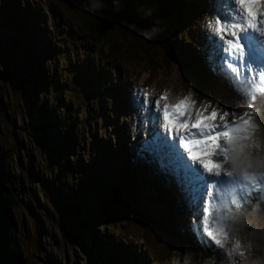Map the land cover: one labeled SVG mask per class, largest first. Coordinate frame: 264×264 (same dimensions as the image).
Instances as JSON below:
<instances>
[{"label": "rangeland", "instance_id": "rangeland-1", "mask_svg": "<svg viewBox=\"0 0 264 264\" xmlns=\"http://www.w3.org/2000/svg\"><path fill=\"white\" fill-rule=\"evenodd\" d=\"M22 2L24 4H20ZM167 4H170L169 0H159L156 3L151 0H137L133 8L140 7L143 22L151 26V32L155 33L159 24L151 20ZM92 17L93 10L86 8L79 0L0 1V97L7 99L2 105L7 114L8 110L12 109V114L7 118L13 122H6L4 126L0 124L1 130L3 129L0 132V143L5 141L10 146H16V152L11 154V161L4 160L3 164L7 167V172L14 175L12 181L15 185L21 183V186L19 183L15 188L19 201L9 206L16 228L15 245L21 264H231L226 256L228 251L232 250L231 247L235 246L237 239L243 254L233 257L232 262L264 264V212H250L230 224L227 221L226 224L230 226L226 228L229 236L225 247L221 249L209 242L213 248L207 251L210 256L199 258L197 248L190 246L197 240L192 224L194 204L190 193H185V189L175 182V171L164 176L167 170L161 168L159 178L155 170L159 168L147 167V163L140 162V156L132 151L137 159L134 160L132 171L135 172V178L131 184L130 179H124L122 172L127 161L122 162L119 157L116 164L110 165L112 162L107 152L110 147L101 143H108L109 138L115 145L121 144L126 149L134 148L132 145L136 136L143 132L147 135L151 126L157 125L154 101L160 99L164 93H167L166 101L169 104H175L186 96L195 101V104L187 109L192 119H195L198 110L202 111L211 101V106L204 115L210 114L212 108H217L218 117L213 121L215 124L223 123L219 115H223L224 110L236 113V117L229 116L228 120H238L241 109L248 110V100L233 94L230 86H226L218 78L215 89L218 96L209 92L204 94L205 97H201L196 80L187 66L173 61L171 64L161 63L156 67L155 63H159L157 58H143V46L148 43L146 39L133 35L125 36L126 32L122 31L118 23L113 25V36L122 43L117 54L111 53L107 42L92 39L82 26L84 21ZM204 28L203 21H196L186 30L179 29L175 33L173 29V32L169 33L160 29L159 34L173 38L177 33L186 31L183 34V37H186L187 31H194L190 40L193 60L206 76L198 57L205 46L207 58L213 63L210 52L217 54V49L212 41L205 44ZM181 40L179 38L178 42ZM31 59L33 62L30 67ZM33 63L44 67V72L47 73L45 82L48 85L64 84L62 101L54 103L53 99L48 98L56 91L55 88L44 89L37 86L41 81V73L38 74L35 84H28L24 80L19 85L18 76L28 74ZM4 69H8L7 75L3 74ZM116 72H119V77L115 75ZM110 79L125 80L129 83L127 88L120 87L122 93H118V98L124 103L130 102L133 96L130 88L133 89L141 83V92L146 89L148 97L153 99L151 110L154 111V116L143 114L140 124L136 116V110L140 106L136 103L117 111V126L114 130L111 128V122L105 124L104 120L110 117L104 115L102 106L108 99L113 101L112 96H105L106 84ZM237 84L238 87H234V90L247 92L238 82ZM32 90L36 94L37 102H34L31 108L25 102ZM41 101L45 103L42 104ZM234 108L236 110H232ZM56 118H59L58 122ZM68 118L74 122L70 131L67 129ZM51 119H55L54 124L50 123ZM30 126L39 128L32 133ZM57 131L60 137L56 136ZM44 132L48 148L38 143L43 142L41 136ZM239 135H242V132ZM256 138V143L264 144V132L260 131ZM80 140L84 142L83 160L79 162L82 169L76 168L79 172L73 174L70 169L67 174L70 173L71 176L65 175L63 171L69 166L64 164L62 154L68 152V143L79 145ZM234 146L236 148V145ZM240 153L236 150L238 168H248L249 164L252 167L264 166V157L248 159L241 157ZM70 157L73 159L72 154ZM98 158L103 164L96 166ZM227 166L231 167V164ZM94 167H100L102 173ZM110 167H115L113 174H118L116 178L125 180L128 185L131 205L128 209L121 206L103 214L98 211V206L105 200L103 191H106L105 187L100 185L101 175L108 169L112 170ZM59 170H62V175L58 174ZM31 173L32 181L29 180ZM35 177L39 180L36 181ZM168 180H171L172 184L170 182L167 185ZM28 183L33 188L36 183H42L45 190L40 187L35 191L39 206L25 210L22 202L24 198L29 197L26 193ZM57 185L62 193L60 198L56 192ZM21 187L23 189L18 191ZM109 188L114 189L112 182L108 183ZM114 191L121 193L122 189ZM126 196L118 194L119 198L124 199ZM253 201L258 204L256 196ZM177 203L180 205L178 208L175 207ZM205 204H200L201 208L197 211H201ZM102 205L108 208L106 201ZM253 207L254 205L251 209ZM42 210L44 212H40ZM133 210L134 212L130 213ZM197 217V226L203 231V216L198 214ZM98 226L103 229L108 227L109 240L105 238L104 252L94 244L88 245L87 239L91 238L90 229L98 232ZM79 231H85V238L81 237ZM104 231L106 232V229ZM69 233L72 236H69ZM81 241L84 242L82 248L78 245ZM96 242L102 241L98 239ZM190 247L192 250H187ZM166 250L169 252L168 256L165 254Z\"/></svg>", "mask_w": 264, "mask_h": 264}, {"label": "snow or ice", "instance_id": "snow-or-ice-1", "mask_svg": "<svg viewBox=\"0 0 264 264\" xmlns=\"http://www.w3.org/2000/svg\"><path fill=\"white\" fill-rule=\"evenodd\" d=\"M216 10V16L206 20L205 26L211 33L225 76L247 90L248 110L238 120H228L229 116L236 117V113L224 110L223 115H219L223 123L215 124L217 108L204 115L211 101L192 119L187 109L195 101L186 96L175 104L165 103L161 108L160 100L167 99L164 93L154 101L157 128L149 150L161 155L183 174L194 206L205 203V196L208 197L203 209L202 235L223 249L229 236L223 210L229 203L239 205V192L245 184L264 188V171L238 170L234 146L240 139H249L253 130L260 127L254 120L259 115L254 105L258 98L264 100V0H219ZM143 95V103H150L149 93L143 90ZM161 127L164 133H159ZM241 132L247 135L240 137ZM255 147L258 148L259 143ZM229 164L231 167L227 166ZM251 167L249 164L248 168ZM229 194L231 201L227 199ZM239 248L237 239L228 256Z\"/></svg>", "mask_w": 264, "mask_h": 264}, {"label": "trees", "instance_id": "trees-1", "mask_svg": "<svg viewBox=\"0 0 264 264\" xmlns=\"http://www.w3.org/2000/svg\"><path fill=\"white\" fill-rule=\"evenodd\" d=\"M2 1V0H0ZM6 1V0H4ZM82 5H84L86 8H91L93 10V17L84 21L82 23V26L85 28L86 32L90 35L92 39L95 40H100L103 42H107V47L110 50L111 53H118V49L120 48V44L122 43L121 41L116 40V37L114 38V24L118 23L120 25V28L122 29L123 32H126L127 37L136 36V37H141L144 40L148 42L143 46V58H147L148 60H151L152 58H157L159 63H155L156 67L162 63V65L166 64H171L173 61H177L181 63L182 65L187 66L191 70V75L194 76L196 80V85L198 89V94H202L201 97H205L204 94L213 92L215 93L216 96V80H212L208 77V75L204 76L203 72L201 69H199L197 66V63L194 62L193 60V49H192V43L190 40L194 36V31H187V36L183 37L184 33H177L175 37L173 38H166L164 36H161L159 34L160 29L167 30L169 33L173 32V29L175 30V33L179 29H184L186 30L187 27L192 25L195 22V18L198 16L200 12V6L194 5V0H169L170 4H167L165 8H163L161 11H159L157 14H155L151 20V22L159 24V29L157 32L153 33L151 32V26H149L147 23L145 24L142 20L141 17V9L139 8H133V4L137 0H79ZM152 3H156L159 0H151ZM6 21H8V18L6 17ZM185 25V26H184ZM139 31V32H138ZM142 35V36H140ZM130 35V36H129ZM150 35V36H147ZM179 38H181V42H178ZM150 51V52H149ZM200 58V57H198ZM32 59L29 60V64L31 67L32 64ZM199 62V60H198ZM19 72H21V69H19ZM9 73L8 69H4L3 74L7 75ZM41 73V81L39 85L44 89L50 87V88H55L56 91L48 98L53 99V102H58L63 100V95H62V88L63 86H60L59 83L58 85H55L52 83V85H48L45 82L47 73L44 72V67L42 66H37L36 64L33 63L32 68L29 70L28 74H22L21 76H18L17 80L19 82V85L23 83L24 80L27 81L28 84H35L36 79L38 74ZM104 76V73L102 74ZM116 76H120L119 72L115 73ZM55 80V78H54ZM105 81H107L106 78H104ZM63 82V81H62ZM46 83V84H45ZM47 85V87H46ZM123 86L122 80H115V79H110L109 83L106 84V94H108L109 97H118V93L121 91L120 87ZM17 92V91H14ZM21 99V97H20ZM26 100V95L24 94V101ZM41 100V99H40ZM22 101V99H21ZM7 102V99L1 98L0 97V124L1 126H4L6 122L13 124L12 121H8L7 116H10L12 114V109L8 110V113L4 110V107L2 103ZM37 102L36 99V94L31 91V95L28 96L27 101L25 102L27 106L33 107V103ZM113 102V101H112ZM107 100L106 103L103 104L102 109L103 113L106 116L111 115V111L113 110V103ZM42 104H44V101H41ZM69 105V104H68ZM105 106V107H104ZM70 108V105L68 106V109ZM116 107H114L115 109ZM47 115L49 114V111L46 113ZM67 115L70 117V114L67 110ZM114 118H106L104 120V123L108 124L109 122L112 123V120ZM254 120L260 125L258 127L259 129H264V117L261 116L260 114L257 117H254ZM59 121V118H56V122ZM69 125L67 126L68 131H70L71 127H73L74 122L72 121L71 118H68ZM61 122V121H60ZM50 123L54 124L55 119H51ZM22 127V125H21ZM39 128V127H38ZM35 126H30V130L32 133H35L36 129ZM3 130V129H2ZM0 127V132L2 131ZM61 133V132H60ZM46 133L41 136L42 140L46 137ZM256 134L253 133L252 136L245 140V139H240L236 141V147L238 149V152H241V157H246L248 159L254 158L257 159L256 157H259L261 154L264 153V144L260 143V147H255L257 138L254 137ZM62 135V133H61ZM247 135V133L242 132V135L240 137H244ZM57 137H60L59 131H57ZM108 140H111L108 138ZM36 141V140H35ZM44 142V144H43ZM42 141H38V143H41L44 145V147H47V143L45 139ZM82 143V144H81ZM104 145H106L105 142H101ZM113 141L111 140L110 142V148L113 147ZM72 143L67 144V149L68 152L66 151L65 154H62L64 156V164H66L69 167H66V170L63 171V174L71 176L70 173L67 174V171L72 169V174L79 172L78 170L82 169V167H79V162H82L83 160V146L84 142L80 140V144L76 145ZM73 145V146H72ZM78 148V149H77ZM66 149V150H67ZM115 150V148H113ZM97 150V149H96ZM16 152V146H10L8 145L5 141L0 143V160L2 163V169H3V183L5 186V195L8 201L9 206L11 204H15L16 202L19 201L18 197V192L15 191L16 186H19V183H15L12 181L14 178L13 174H10L7 172V167L3 164L4 160L8 159V162L11 161V154ZM129 152V151H128ZM73 155V159H71L70 154ZM60 155V153H58ZM40 155V154H39ZM125 156V155H124ZM44 161L46 160L43 157ZM106 159V158H105ZM96 166H99L101 164V159L96 160ZM103 162V161H102ZM13 163H15V160H13ZM111 165V164H110ZM78 170H77V169ZM111 169H108L107 172L104 173V175H101V186L102 188L105 187L106 191L104 192L105 195V200L103 202L108 203V208H106L102 203L98 206V211L101 213L109 212L110 209H119L121 206L129 208L131 205V198L129 195V189L128 185L125 184V180L121 181L116 178L118 174H113V170L115 167H110ZM96 171H99L102 173V170L100 167H94ZM131 167H128L126 165V168L124 167L123 173L125 175L124 179H130L131 178ZM134 173V172H133ZM50 174V173H49ZM59 175H62V170L58 171ZM29 180H33L32 173L30 174ZM35 180L38 181V177H35ZM59 180V178H58ZM57 180V181H58ZM60 181V180H59ZM112 182V185L114 189H108V183ZM129 183V181H127ZM131 182V180H130ZM132 184V183H131ZM21 186V183H20ZM119 186V187H118ZM43 188L42 183H36L35 188H33L30 183L27 184V195L29 196L28 198H24V201L22 202V207L27 210L29 208H32L34 206H39L37 203V198L35 197V191ZM122 189L121 193L118 191L114 190H119ZM23 187H21L18 191L22 190ZM127 189V190H126ZM45 190V189H44ZM56 192L58 194V197L60 198L62 196L60 186H56ZM118 194H124L128 198H119ZM26 195V196H27ZM34 198V199H33ZM82 198V197H81ZM63 206V205H61ZM112 206V207H111ZM32 210V209H31ZM104 210V211H103ZM44 212V210L40 211ZM131 211L130 213H133ZM149 222V220H148ZM104 226V224H103ZM106 229V232L104 231ZM104 229L100 226H98V232H93V229H90L89 235L92 238H88V245L94 244L96 247L102 248V251L106 250L104 241L105 238H108V227ZM88 235V231L86 232ZM79 234L81 235L82 238H85V231H79ZM72 236V234L69 233V236ZM103 238H102V237ZM81 238V239H82ZM101 240L102 242H96L97 240ZM11 240H12V248L14 251L19 255L18 253V248L15 245L16 240H17V235H16V228L12 226L11 229ZM93 241V243H91ZM118 241V240H115ZM84 242H79L78 245L82 248L84 245ZM91 251V249H90ZM95 251H97L95 249ZM168 250L166 251L165 254H167ZM99 253H101L99 251ZM165 256V255H164ZM97 257H99V254H97Z\"/></svg>", "mask_w": 264, "mask_h": 264}, {"label": "water", "instance_id": "water-1", "mask_svg": "<svg viewBox=\"0 0 264 264\" xmlns=\"http://www.w3.org/2000/svg\"><path fill=\"white\" fill-rule=\"evenodd\" d=\"M3 169L0 160V264H21L20 257L12 248V214L4 193Z\"/></svg>", "mask_w": 264, "mask_h": 264}, {"label": "bare ground", "instance_id": "bare-ground-1", "mask_svg": "<svg viewBox=\"0 0 264 264\" xmlns=\"http://www.w3.org/2000/svg\"><path fill=\"white\" fill-rule=\"evenodd\" d=\"M206 73H207L208 75H211L210 72H209L208 70L206 71ZM158 98H159V97H158ZM156 99H157V98H156ZM168 100H169V99H168ZM152 102H153V99L150 100L149 105L152 106ZM165 103H168V101H166V100H160V106H161V108H162L163 104H165ZM168 104H169V103H168ZM150 108L152 109L153 107H150ZM153 112H154V111H153ZM153 112H152V110H151V114H150V115L154 116V115H153ZM181 131H182V130H181ZM157 160H158V162H159V164H160V159H157ZM171 168H172V167H171ZM171 168H170V169H171ZM175 172H177L176 169H175ZM170 182H171V181H168V184H169ZM170 185H171V184H170ZM175 185H176V184H175Z\"/></svg>", "mask_w": 264, "mask_h": 264}]
</instances>
